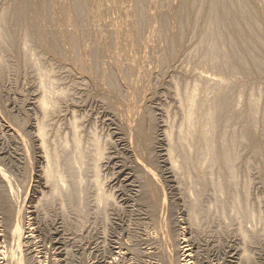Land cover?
Here are the masks:
<instances>
[{"label":"rangeland","instance_id":"374dc122","mask_svg":"<svg viewBox=\"0 0 264 264\" xmlns=\"http://www.w3.org/2000/svg\"><path fill=\"white\" fill-rule=\"evenodd\" d=\"M48 1L32 0L35 6H39L40 13L33 19V28H30L33 31H28L27 48L23 49V27L21 30V27H16L10 17L13 6L22 1L0 0V16H5L8 36L17 35L11 43L5 40L1 36L4 22L0 21V168L8 178L14 199L8 193L7 181L1 179L0 198L10 195L9 204H21L23 207L24 226H29V229L33 227L31 235L34 238L29 250H32L35 260H39V264H135L131 260L136 258V250L149 251L151 243L153 247L154 244L158 247L159 230H156L157 235L154 229L160 227L166 215L168 218L165 219L172 222L169 228L181 229L185 233L187 244L196 259L193 264H264V67L258 71L250 65L231 68L223 65L219 58L220 65H223L222 72H219L221 68L216 62L220 61L212 59V32L216 30L207 27V23L212 14L217 12L218 15L224 10L221 12L219 9L218 12L213 6L210 8L208 1L194 0L197 7L202 9L201 15L196 16L197 24L182 30L177 15L189 19L190 14L191 18L192 10H189L191 7L186 1L193 0H81V5L77 3L80 8H75V13L70 11V0ZM51 1H56L54 8L50 5ZM138 1L143 4L145 15L156 12L157 16L153 20L146 19L142 25L135 24L133 30L121 34L125 39L135 32L133 38L137 42L133 48L131 45L130 49L126 47V50H130L127 53L123 49L125 47H116V41L108 31L115 26L113 23L121 27L129 18L137 21L134 5ZM227 1L229 7L225 4V10L240 3V0ZM250 4L256 6L251 1ZM118 5L121 6L120 14L116 9L117 13L110 9L113 6L119 8ZM127 7L132 9L129 8L132 14ZM187 7L188 10L185 9ZM124 8L128 13L123 14ZM260 8L257 4L255 12L262 14ZM209 12L212 13L210 16L206 14ZM153 29L169 31L171 37H154L156 35L150 34ZM57 31H60V35H56ZM229 34L231 29L225 28L222 34L225 50L230 49L227 43ZM147 41L152 45H147ZM140 43H146L147 47L141 46L145 47L144 50L138 48ZM207 43L211 46H206ZM245 43L243 48L251 49L249 52L253 58H262L260 50L253 51L252 43ZM5 47L11 48L5 50ZM214 48H217L216 44ZM241 54L242 51L238 52L237 57ZM124 57L136 60L139 67L135 64L138 68L130 69L134 74L131 75L124 65L127 60ZM113 61L118 69H115ZM84 62L92 72L85 68ZM120 62L123 64L120 65L121 70ZM122 68H127L126 71L130 73ZM42 79L46 82L47 90L52 92L47 103L49 112L43 119L46 146L58 154V167L64 179L63 192L58 197H45L49 187L37 180L42 160L34 141V125L42 119L36 106L41 96L38 89ZM192 87L195 91L198 88V113L215 107L214 122L219 127L218 130L215 125L220 136L224 133L226 139L233 136L236 140L234 150L237 161L233 163L234 180L232 178L230 182L227 175L230 176L231 172H227L219 163L211 171L202 169L204 180L199 176L201 166L199 172L194 170L198 167H190L191 181L182 174L174 173L178 177L173 175L170 178L166 173L169 165L162 160L163 150H167L166 144L164 146L161 142L163 132H175L183 119L175 92L184 97L185 91ZM216 98H223V102L216 101ZM249 98L255 100L258 106V117L254 121L249 119ZM217 102L220 105L218 108ZM220 103L225 104L221 106ZM73 125L83 150L81 160L74 156ZM124 125L142 129L145 135L143 141L136 131L137 135L134 134L131 139L127 127L122 128ZM93 140L98 142L103 152L96 174L105 193L112 196L111 202L100 206L96 203L92 185L95 179ZM127 140H131V148ZM191 152L195 158L194 151ZM138 160L139 164H136ZM148 172L151 176H148ZM221 174L224 175L222 182ZM152 175L154 179L150 178ZM197 178L201 180L197 182ZM147 179L148 182L152 180L153 185L146 189ZM199 180H203L201 185ZM217 183L221 188L216 186V192ZM235 196L241 201L240 207L243 203L244 208L241 209L247 210L245 216L236 212ZM15 200H20V203H15ZM33 202L38 203L36 207L39 206V211L33 208L32 205H36ZM158 202H161L159 207ZM156 207L162 210L158 211ZM0 214V223L3 224L4 215L2 212ZM189 215L196 216L197 220V224H192V230V225L187 226L190 223ZM1 224L0 251H5L6 256L10 257L16 254V250L5 239L9 225L4 223L8 225L6 231V225ZM144 242L151 243L148 245ZM22 249L23 252L27 248L23 246ZM142 251L137 253L140 258ZM241 254L246 256V260L241 258Z\"/></svg>","mask_w":264,"mask_h":264},{"label":"bare ground","instance_id":"6f19581e","mask_svg":"<svg viewBox=\"0 0 264 264\" xmlns=\"http://www.w3.org/2000/svg\"><path fill=\"white\" fill-rule=\"evenodd\" d=\"M22 2L16 4L13 6V8L11 9V21H13V23L16 24V27H21L20 30L22 29L23 27V30H24V34L22 36H24L21 40L22 41V44H23V49H26L27 47V40L29 39L28 37H30V30L33 31V29H30V28H33V24H34V21L33 19L34 18H37L39 13H40V8L39 6H35L33 3H32V0H21ZM50 1V0H49ZM48 1V3H49ZM69 1V0H68ZM79 1L81 2V0H70L68 2V5L70 7V11L71 13H75V8H80L78 6ZM83 1V0H82ZM132 1V0H131ZM199 1H208L209 2V5H210V8H215L216 11L219 12V9L221 10V14L219 13L217 15V12L215 10L216 13L215 14H210L209 13H206L207 15H211L212 18L208 17V22L207 23V27H213L214 30L216 31H211L212 34L214 33V38L212 40V44L213 46L216 44L217 45V48H214L213 49V46H212V51L214 52V60H218L222 61L223 65H227V66H231L232 67H241V68H244L245 66H251L254 70L257 69L258 70H261L263 67H264V0H240V3L237 2L238 6L236 7H233L232 9H227L225 10V4L228 3L227 0H199ZM250 1L253 3H256V6L253 5L251 6L250 4ZM56 2V1H54ZM54 2H50V5L52 6V8H54ZM120 2V1H119ZM187 5L189 7H191L189 10H192V14H191V18H190V14H189V19L187 18H183L179 15L178 16V23H179V26L182 30H184L185 28L187 27H192V25H195L194 23L197 24V20H196V16L200 14V11H202V9H199L196 5V2L193 0L192 2H195L194 4H192V2L190 1H186ZM78 3V4H77ZM53 4V5H52ZM77 4V5H76ZM113 4V3H112ZM257 4L259 7H261L259 10L260 12H262V14L260 13H257L255 12V8L257 7ZM49 5V6H50ZM81 5V4H80ZM115 5V4H114ZM116 6V5H115ZM119 6V5H118ZM132 8H133V5H130ZM224 6V7H223ZM227 6L229 7V4H227ZM112 7V6H111ZM121 6H119V8L117 7H114L113 8H110L111 10H115V13L117 14H120V8ZM220 7H222L223 9H221ZM128 8V7H127ZM130 8V7H129ZM128 8V12H130L131 10ZM109 9V11H110ZM188 10V7L185 8ZM209 9V8H208ZM127 9L124 8L123 10V14L124 13H128L126 11ZM194 10V11H193ZM79 11V9H78ZM134 11H136V15H137V21L135 20H132V19H127L125 20V22L123 23V25L121 27H117V24L116 23H113L115 26L110 30L108 31L109 35H112L113 36V39L114 42L116 41V47L118 48L119 46L120 47H125L123 49L126 50V47L130 46L132 47L136 42L137 40H135L133 38V36L135 35L134 33L133 34H130L128 35L125 39H122L121 37V34H125V32H128V31H131L134 29V26L135 24H144L146 19H150V20H153L154 19V16H157L156 12H153V13H149L148 15H145L144 12H143V4L138 1L137 2V5L135 4L134 5ZM210 11V10H209ZM112 12V11H111ZM189 12V11H188ZM208 12V11H206ZM79 13V12H78ZM114 13V14H115ZM132 14V11L130 12ZM129 13V15H131ZM201 15V14H200ZM206 15V16H207ZM209 15V16H210ZM127 16V15H126ZM128 18V17H127ZM0 21L4 22V25L6 24V21H5V16L4 15H1L0 16ZM196 21V22H195ZM3 25V24H2ZM3 25V26H4ZM13 25V24H12ZM2 26V31H1V36H3V38L7 41H9V43L12 42V40L14 38H16L17 35H9L8 33V30H9V27H7V25H5L4 27ZM18 27V28H19ZM195 27V26H194ZM14 28V27H13ZM213 28H211L213 30ZM225 28H229L231 29V35L229 34L228 37L230 38H227L229 40H227V43H229L228 45H230V49H224L223 46H224V42H223V37L224 35L222 36V34L224 33L225 31ZM57 30V29H56ZM54 30V31H56ZM208 30V28H207ZM159 31V30H158ZM156 31L155 29L152 30V32L150 34L152 35H156L154 37H157V36H165V37H168L169 38L171 37L170 34H169V31ZM13 32V31H12ZM19 32V31H18ZM44 32V31H43ZM41 32V33H43ZM60 32V31H59ZM59 32L57 31V34H59ZM223 32V33H222ZM23 33V32H22ZM137 34V33H136ZM158 34V35H157ZM211 34V33H210ZM209 34V36H210ZM243 34H245L246 36H243ZM60 35V34H59ZM62 35V34H61ZM21 36V37H22ZM32 36V35H31ZM137 36V35H136ZM44 37V36H43ZM50 37V36H49ZM48 37V38H49ZM54 37V36H53ZM136 38V37H135ZM42 39V38H41ZM44 39V38H43ZM46 39V37H45ZM51 39V37H50ZM167 39V38H166ZM47 40V39H46ZM49 40V39H48ZM52 40V39H51ZM54 40V39H53ZM66 40H67V37H66ZM107 40V39H106ZM168 40V39H167ZM113 40L111 39V42ZM150 41V40H149ZM250 42L252 43V48H253V51H258L260 50L262 52V58L258 59L257 57L253 58L251 55V53L249 52L251 49H244L243 48V45H245L246 43L245 42ZM46 42V41H45ZM48 42H51V41H48ZM47 42V43H48ZM106 42V41H105ZM110 42V43H111ZM113 42V43H114ZM41 43H43L41 41ZM150 43V42H149ZM148 41H147V45L149 44ZM211 43V42H210ZM209 43V44H210ZM53 44V42H52ZM141 44V43H140ZM135 45L137 46L138 48H142L144 45L145 47H147L146 43H142L141 45ZM208 44V43H207ZM206 45V46H211L210 45ZM46 45V44H45ZM152 44L150 43V46ZM171 45V44H170ZM51 46V44H50ZM134 46V47H135ZM142 46V47H141ZM12 47V46H11ZM11 47H5V50H8L10 49ZM119 47V48H120ZM129 47V49H130ZM144 47V48H145ZM208 47V48H209ZM133 48V47H132ZM136 48V47H135ZM137 48V49H138ZM144 48H142V50H144ZM151 48V47H150ZM127 49V53H128V50ZM122 50V49H120ZM119 50V52H120ZM134 50V49H133ZM150 50V49H149ZM130 51V50H129ZM139 51V50H138ZM136 50V52H138ZM141 51V50H140ZM242 51V54L241 56L239 55V57H237V53ZM122 52V51H121ZM124 52V51H123ZM210 53H212L211 51H209ZM125 53V52H124ZM126 53V54H127ZM125 54V55H126ZM137 54V53H136ZM140 54V52L138 53ZM213 54V53H212ZM122 55V54H121ZM124 56V55H123ZM140 56V55H139ZM211 57V55H209ZM111 57V56H110ZM128 57V55L126 56ZM143 57V56H142ZM209 57V58H210ZM218 59H217V58ZM120 58V57H119ZM118 58V59H119ZM129 58H132L131 56ZM220 58V59H219ZM122 59V58H120ZM119 59V60H120ZM124 59H127L124 57ZM133 59V58H132ZM132 59H127V64L126 61L124 63V65H126V67L131 70H136V68H138L139 66L136 64V60H132ZM141 59V58H140ZM110 61V60H109ZM135 61V63H134ZM212 62V60H210ZM220 62H216L219 64V68H221V66H223L222 64L220 65ZM111 62H112V58H111ZM124 62V61H123ZM138 62V61H137ZM142 62V60H141ZM144 62V61H143ZM210 62V63H211ZM110 63V62H109ZM114 63V66L116 67L117 63ZM112 63V64H113ZM121 63V62H120ZM140 63V62H139ZM215 63V61H214ZM85 68L88 70V71H91V68L89 70V67L87 65L86 62L83 63ZM116 64V65H115ZM135 64L138 66L136 67ZM213 64V63H212ZM212 64L210 66H212ZM111 65V64H110ZM123 65L122 63L119 64V70H121V66ZM114 66H111L113 67L114 69ZM213 67V66H212ZM210 67V68H212ZM216 68V70L218 69L216 67V65L214 66ZM250 67V68H251ZM126 68V69H127ZM229 68V67H228ZM115 69H118V66L115 68ZM123 69V68H122ZM126 69L124 70L125 72H128L126 71ZM213 69V68H212ZM252 69V70H253ZM264 69V68H263ZM118 70V71H119ZM122 70V71H123ZM215 70V71H216ZM236 70V69H235ZM238 70V69H237ZM242 70V69H241ZM245 69H243L244 71ZM114 71H117V70H114ZM211 71V70H210ZM218 71V70H217ZM216 71V72H217ZM222 72V68L221 70H219V72ZM224 71H226L224 69ZM223 71V72H224ZM229 71V69H228ZM92 72V71H91ZM91 72H89L88 74H91ZM121 72V71H119ZM131 72V71H130ZM128 72V73H130ZM139 72V71H138ZM215 72V73H216ZM227 72V71H226ZM225 72V73H226ZM232 72V71H231ZM237 72V71H236ZM140 73V72H139ZM138 73V74H139ZM213 73V72H211ZM121 74V73H120ZM119 74V75H120ZM126 74V73H124ZM131 75L134 74V72H131L130 73ZM137 74V75H138ZM220 74V73H218ZM136 75V76H137ZM221 75V74H220ZM213 77V76H212ZM201 78V77H200ZM207 78H210L207 76ZM219 78V77H217ZM45 79V78H44ZM206 79V78H205ZM220 79V78H219ZM46 80V79H45ZM45 80L40 82L39 84V89L38 91L40 92L41 96H40V99H38V102L36 103V106L38 107L37 109L40 111V113L42 114V119L40 121H38L35 125H34V129H35V133H34V141L37 145V149L40 153V156L39 158L42 160V167L41 169L38 171L39 172V176H37V180L38 183H43V185L45 187H49V190L47 191V195H44L45 197L46 196H50V197H58V195H60L63 191H61L62 189V186H63V182H64V179L63 177L61 176V173H60V170H59V163H58V154H55L53 153L52 151H50L49 149H47V146H46V131H45V124H44V118L47 116L48 112H49V107L47 106V103H48V100L50 99L51 97V94L52 92H49V90H47V87H46V82ZM202 80H204V78H202ZM218 80V79H217ZM207 81V80H206ZM209 81V79H208ZM48 82V81H47ZM210 82V81H209ZM220 82V81H219ZM197 86V85H196ZM135 88V87H134ZM130 89V88H129ZM198 90V88H196ZM196 90V91H197ZM195 89L192 87L190 90H186L185 91V94H184V97H181V95H179V92H175V97L178 98V102L180 104V109H181V112H182V116H183V119H182V122L177 126V128L175 129V132L174 131H171V132H163L164 133V137H163V141H160L163 142L164 146L166 144L167 148L165 147V149L167 150H163L164 154H162L163 158L162 160L164 161V163H166V165L168 166L169 165V169H167L166 173L168 172V174L171 176L170 178H173V175L174 173L177 174V175H184L186 178H189L188 180H190L191 178V173H190V167L193 166V167H198V169L194 168V170H199V167L201 166V170L203 169H209L208 171H211L210 169L215 167V166H218L217 164L219 163V165L221 164L222 167H224L223 169H225L227 172H231V175H227L228 178H229V182H230V179L234 180V169H233V163L235 161H237V158H236V154H235V146H236V140L234 139V137H228V139H226V135H224V133H222V135L220 136V132L218 131L219 130V127L217 126V124L214 122L215 121V113H216V109L215 107H208L206 109L205 112L203 113H198L199 111V105H198V102H197V93H196ZM241 91V90H239ZM243 93V91H242ZM241 95V94H240ZM244 95V93H243ZM242 95V96H243ZM218 98V97H217ZM216 98V101L219 100V102H223V98L222 100L221 99H218L217 100ZM239 99V98H237ZM249 102H248V105H249V108H248V114H249V119L251 121H254L256 119V116L258 114V106H257V102L255 100H253L252 98H249L248 99ZM229 101V99H228ZM226 101V102H228ZM225 102V101H224ZM225 102V103H226ZM232 101H230L229 103H231ZM223 103V104H225ZM221 106L223 105L222 103H220ZM218 105L219 103L217 102V108H218ZM230 105V104H228ZM227 106V105H226ZM220 107V105H219ZM198 110V111H197ZM221 110V109H220ZM224 110V109H223ZM218 112V111H217ZM221 113V111H220ZM223 113V112H222ZM227 114V113H226ZM261 114V112H260ZM259 114V115H260ZM263 117H264V111H263ZM229 116V115H227ZM226 116V117H227ZM261 116V115H260ZM258 117V116H257ZM2 122V121H1ZM8 123V122H6ZM123 125V124H122ZM218 127V130L216 128V126ZM3 126V125H2ZM9 127V126H8ZM126 128L125 125L122 126V128ZM13 128V127H12ZM15 129V128H14ZM8 130V129H7ZM16 130V129H15ZM123 130V129H122ZM127 132L130 133V138L132 139V137L134 138V134L136 132H138L137 134L140 136H138V138L141 139V141H143L142 137H144V132H142V129H137L136 130V126L134 127H131L128 125V127L126 128ZM126 130L124 131V133L126 132ZM11 131V130H10ZM13 131V130H12ZM136 131V132H135ZM170 131V130H169ZM17 132V131H16ZM76 133V130H75V125H73V148L75 149V159L77 160H81L83 158V150L80 148V140L79 138L77 137V135L75 134ZM11 134V133H10ZM118 134V133H117ZM126 134V133H125ZM135 134V135H137ZM146 134V133H145ZM126 136V135H124ZM129 136V134H128ZM127 136V137H128ZM159 136V135H158ZM146 137H147V134H146ZM125 138V137H124ZM129 138V139H130ZM138 138H136L138 140ZM145 140V139H144ZM149 140L150 142V139H148L147 137V141ZM153 140V139H152ZM23 141V140H22ZM126 141V140H125ZM129 143L128 145L130 144V141L131 140H127ZM147 141L145 140L146 144ZM159 141V142H160ZM26 142V140H25ZM24 142V143H25ZM217 142L220 144H217ZM143 144V142H141ZM140 143V144H141ZM156 143V142H155ZM141 144V145H142ZM145 144V143H144ZM145 144V145H146ZM151 144V143H149ZM159 144V143H158ZM28 145V144H27ZM131 145V144H130ZM129 145V147H130ZM26 146V144H25ZM67 145H64L63 147H66ZM147 146V145H146ZM29 147V146H28ZM122 147V146H121ZM92 148H94L93 152H94V162H95V165H94V176H95V179L93 180L92 182V185H93V191L95 192V196H96V203L100 206L101 204H107L109 202H111L112 200V196L108 195L105 193V190H103V187L102 185L100 184L99 182V178L96 174V168L98 166V164L100 163V158L102 157L103 155V152H102V148L99 146L98 142L96 140H93L92 141ZM131 148V147H130ZM125 149V148H124ZM25 150H26V147H25ZM158 150V149H157ZM194 151V156L195 158L192 156L193 153L191 151ZM196 150V152H195ZM155 151V150H154ZM192 154V155H191ZM133 156V155H132ZM159 156V155H158ZM134 157V156H133ZM192 157L194 159H192ZM159 158V157H157ZM39 159V160H40ZM109 159V158H108ZM137 163L136 164H139V160L136 161ZM140 164H142L140 162ZM138 166V165H137ZM140 166V165H139ZM220 167V166H219ZM221 167V168H222ZM168 168V167H167ZM122 170V169H121ZM146 170V169H145ZM201 171L199 172V176L204 180L205 178H203V172L204 171ZM222 170V169H221ZM120 171V170H119ZM206 171V170H205ZM220 171V170H219ZM198 172H195L198 174ZM222 172V171H221ZM220 172V173H221ZM149 173V172H148ZM38 174V173H37ZM119 174V173H118ZM196 174V176H198ZM202 174V175H201ZM148 175V174H147ZM177 175H174L177 176ZM213 173L210 175L212 176ZM125 176V175H124ZM148 176H151V174L149 173ZM147 176V177H148ZM198 176V177H199ZM222 176V174H221ZM224 176V175H223ZM223 176L221 178V182L223 180ZM7 176L4 174V172L2 171V169L0 168V179L1 180H5L7 181V186H8V193L10 192L12 194V189H11V186H10V183L8 182V178H6ZM178 177V176H177ZM205 177V176H204ZM130 178V177H129ZM151 179H154V176L152 175V177H150ZM227 178V179H228ZM198 179L200 178H197V182H198ZM116 180V179H115ZM201 180V179H200ZM199 180V183L200 185L202 184L201 182H203V180L200 182ZM175 181V180H173ZM191 181V180H190ZM227 181V180H226ZM224 181V183L226 182ZM1 182V181H0ZM36 182V181H35ZM114 182V181H113ZM177 182V181H176ZM205 182V181H204ZM220 182V181H219ZM218 182V183H219ZM220 182V184H221ZM228 182V181H227ZM228 182V183H229ZM146 189L149 187L151 188L150 186L153 185L152 183V180H150L148 182V179L146 180ZM217 183V184H218ZM234 183V182H233ZM4 184V186H5ZM218 184V185H215V189H216V192H217V187H219V189L221 188V185ZM226 184V183H225ZM35 185V184H34ZM174 185V184H173ZM197 185V184H196ZM230 185V184H229ZM228 185V186H229ZM198 186V185H197ZM203 186V185H202ZM201 186V187H202ZM234 186V185H233ZM224 186H222L223 188ZM230 187V186H229ZM32 188V187H31ZM30 188V189H31ZM154 188V187H153ZM199 188V187H198ZM47 189V188H46ZM6 190V188H5ZM196 190V189H195ZM224 190V188H223ZM222 190V191H223ZM7 191V190H6ZM149 191H151V189H149ZM5 192V191H4ZM32 192V190H31ZM44 192V191H43ZM152 192V191H151ZM197 192V191H196ZM6 193V192H5ZM4 193V194H5ZM6 193V194H8ZM9 193V194H10ZM221 193V192H219ZM3 194V195H4ZM8 194V195H9ZM14 194V193H13ZM13 194H12V197H13ZM43 194V193H42ZM41 194V195H42ZM46 194V193H45ZM5 196V195H4ZM7 196V195H6ZM26 196L27 195V192H26ZM33 196V195H32ZM38 196V195H37ZM1 197V195H0ZM8 197V196H7ZM43 197V195H42ZM238 196H235V199L233 201H235V205H237V211L240 215H243L245 216L246 212L243 210V203L241 204L243 207L241 209L240 207V203L241 201H239V199H237ZM4 198V197H3ZM11 196L9 195L8 198H0L1 201H0V213L2 212V214L4 215V221H3V224H1V220H0V224L1 225H6L4 223H7L9 225V229H8V225H6V231L8 229V231L6 232V242H9L10 243V246L14 247L15 250H16V254L14 255H11L10 257L6 256V253L5 251H0V264H39V260H35V256L32 255V250L30 251L29 249L31 248V242L33 240V236L31 235L32 234V228L29 229V226H24V222L22 221V208H21V204L20 205H14L12 206L11 203L9 204V201L8 199H10ZM37 198V197H36ZM241 198V197H239ZM14 199V197L12 198ZM16 199V198H15ZM23 199V198H22ZM151 199V197L149 198ZM161 199V198H160ZM159 199V201H160ZM26 200V198L24 199V201ZM120 200V199H119ZM123 200V199H122ZM241 200V199H240ZM13 200H11L12 202ZM16 201V200H15ZM18 201V200H17ZM17 201L15 203H17ZM36 201V200H35ZM20 203V200L18 201ZM32 202V201H31ZM154 202V200H153ZM161 202H164L163 199H161ZM160 202V203H161ZM13 203V202H12ZM14 203V204H15ZM22 203V202H21ZM24 203V202H23ZM35 203V202H33ZM160 203L158 202V207L160 205ZM31 204V203H29ZM28 204V205H29ZM36 205L34 206V204L32 205L33 208L35 209V207L37 206V202L35 203ZM162 205H164L162 203ZM20 206V207H19ZM113 206V205H112ZM115 206V205H114ZM233 206H234V203H233ZM39 207V206H38ZM37 208V211H39V209ZM162 209H163V206H161ZM153 208H155V205L153 206ZM196 210H197V206H195ZM30 209V208H29ZM33 209V212H35L36 214V211ZM157 209V207H156ZM155 209V211H156ZM160 209V208H158ZM157 209V210H158ZM160 209V210H162ZM166 209V208H165ZM195 210V211H196ZM234 210V209H233ZM159 211V210H158ZM194 211V209H193ZM164 212V211H163ZM31 213V212H30ZM33 214V213H32ZM159 214V212H158ZM184 214V213H183ZM192 214V213H191ZM1 215V214H0ZM30 215V214H29ZM152 215V214H151ZM161 215V212L160 214ZM169 215V214H168ZM193 215V214H192ZM2 216V215H1ZM154 216V215H153ZM190 216V217H189ZM188 218H189V222L187 221H184V222H187L189 223V225L187 224V226L190 227V225H192L193 223H196L197 224V220H196V216H191L189 215ZM165 217H167L166 215L162 218V221L159 223L160 224V227H154V232H158L156 231L157 229L159 230V237L160 240L159 242L156 244V246L158 247H155V244H154V247L149 243V242H144V243H147L146 245L148 247H150V250L147 251L146 249V252L142 251L141 255H142V261H139V259H141L138 254L141 252L139 250H136L137 253L139 251V253L137 254L136 252V258L133 259L131 261H135V264H193V261L196 260L195 259V256L193 255L194 253L192 252V248L190 247V245L187 244V240H186V236H185V233L180 229L177 230V229H173L172 227L169 228L171 225H170V222L171 221H168V217L165 219ZM187 217V215H186ZM170 218V216H169ZM35 219V218H34ZM156 219V218H154ZM153 220V219H152ZM158 222H159V219H157ZM171 220V219H170ZM174 220V219H173ZM187 220V219H186ZM154 222V220H153ZM157 222V221H156ZM155 222V223H156ZM174 222V221H173ZM178 222V221H177ZM36 223V222H35ZM154 223V224H155ZM172 223V222H171ZM176 224V222H174ZM152 224V223H151ZM184 224V223H182ZM31 225V224H30ZM157 225V224H155ZM173 225V224H172ZM158 226V225H157ZM178 226V225H177ZM196 226V225H195ZM151 227H153V225H151ZM174 227V226H173ZM180 227V225H179ZM184 227V225H183ZM177 228V227H176ZM181 228V227H180ZM186 228V227H185ZM192 228H194V226L192 225V227L190 228L192 230ZM179 229V228H178ZM187 229V228H186ZM34 230V229H33ZM189 230V228H188ZM3 231V230H2ZM1 231V232H2ZM150 231V230H149ZM4 232V231H3ZM152 232V234L154 233ZM149 233V232H148ZM188 233V232H186ZM157 234V233H156ZM157 234V235H158ZM149 235H151L149 233ZM191 235V234H190ZM5 236V235H4ZM3 236V237H4ZM152 236V235H151ZM1 237V236H0ZM33 237V238H32ZM147 237V236H146ZM155 237V238H156ZM191 237V236H189ZM148 238V237H147ZM150 238V237H149ZM153 238V237H152ZM151 238V239H152ZM157 238V239H158ZM188 238V237H187ZM2 239V238H1ZM143 239V237H142ZM141 239V240H142ZM146 239V238H145ZM150 239V240H151ZM155 240V239H153ZM189 240V239H188ZM5 241V240H4ZM148 241V240H147ZM191 241V240H190ZM153 242V241H152ZM189 242V241H188ZM4 243V242H3ZM190 243V242H189ZM141 244V243H140ZM191 244V243H190ZM193 244V242H192ZM28 245V246H27ZM142 245V244H141ZM144 245V244H143ZM142 245V246H143ZM194 245V244H193ZM26 247L27 249L24 250L25 251V257L22 252V247ZM29 247V248H28ZM121 247V246H120ZM145 248V247H143ZM149 249V248H148ZM122 251V250H121ZM127 252V251H126ZM118 253V252H117ZM121 253V252H120ZM119 254V253H118ZM134 254V253H133ZM124 255V254H123ZM140 255V256H141ZM198 255V254H197ZM111 257V256H110ZM135 257V256H134ZM139 257V259H137ZM25 258H28L27 260H25ZM123 258V257H122ZM241 258L245 259L246 260V256L244 254H241ZM137 259V260H136ZM236 259V258H235ZM28 260H32L33 262L30 263V261ZM2 261V262H1ZM196 262V261H194ZM205 262V261H204ZM107 263V261H106ZM233 263V262H232ZM131 264V262H130ZM196 264V263H195Z\"/></svg>","mask_w":264,"mask_h":264}]
</instances>
